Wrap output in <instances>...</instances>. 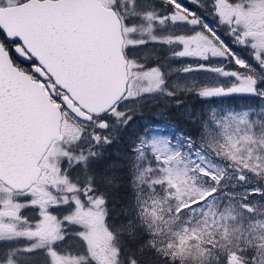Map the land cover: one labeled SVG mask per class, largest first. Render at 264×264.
Wrapping results in <instances>:
<instances>
[{
    "label": "snow or ice",
    "instance_id": "snow-or-ice-1",
    "mask_svg": "<svg viewBox=\"0 0 264 264\" xmlns=\"http://www.w3.org/2000/svg\"><path fill=\"white\" fill-rule=\"evenodd\" d=\"M0 264H264V0H0Z\"/></svg>",
    "mask_w": 264,
    "mask_h": 264
},
{
    "label": "trees",
    "instance_id": "trees-1",
    "mask_svg": "<svg viewBox=\"0 0 264 264\" xmlns=\"http://www.w3.org/2000/svg\"><path fill=\"white\" fill-rule=\"evenodd\" d=\"M251 101L249 100H246L242 97H232V98H227V99H224L223 101H218V103H223L224 105H239V106H243L244 104H247V103H250ZM161 119L162 122H166L168 125H173V126H176V117H175V114L174 113H170V114H166L164 116H160L159 114H156V113H145L144 114V119H146L147 121L149 120H156L157 119ZM143 120L141 121H138L137 123H142ZM184 131L186 132H190L192 131L191 128H189L187 125L184 126Z\"/></svg>",
    "mask_w": 264,
    "mask_h": 264
},
{
    "label": "rangeland",
    "instance_id": "rangeland-1",
    "mask_svg": "<svg viewBox=\"0 0 264 264\" xmlns=\"http://www.w3.org/2000/svg\"><path fill=\"white\" fill-rule=\"evenodd\" d=\"M226 106H229V105H226ZM157 121L160 122V127H161L162 130H167L169 132H174L175 131V127L176 126L168 125L165 121L162 122L161 119H159V118L157 119ZM145 122H147V120L146 119H143L142 123H145Z\"/></svg>",
    "mask_w": 264,
    "mask_h": 264
}]
</instances>
